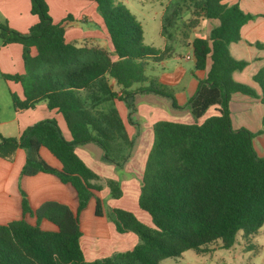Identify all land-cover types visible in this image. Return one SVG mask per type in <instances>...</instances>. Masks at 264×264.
<instances>
[{"label":"trees","instance_id":"16d2710c","mask_svg":"<svg viewBox=\"0 0 264 264\" xmlns=\"http://www.w3.org/2000/svg\"><path fill=\"white\" fill-rule=\"evenodd\" d=\"M90 1L103 20L112 52L66 41L65 25L73 16L68 13L54 22L47 0H30V13L38 20L24 32L6 20L0 22V45L16 42L22 46L24 72L2 73L4 79L20 82L23 89L22 98L10 91L12 106L26 109L44 102L61 113L71 135L70 139L64 137L54 117L40 119L26 126L19 136L0 133V157L11 160L16 149L22 148V175L52 173L70 183L77 196L74 212L53 200L32 209L23 194L22 213L34 215L36 221L30 223L22 216L0 223V264H161L162 259L188 249L206 253L213 243L229 249L238 234L244 243L252 245L249 240L264 224V155H258L253 147L255 132L232 127L229 100L232 93L241 92L264 104V66L252 76L260 87L257 93L249 84L233 78V71L243 69L248 62L234 58L228 46L241 39V26L254 15L237 3L186 0L191 13L187 26L194 28L202 19L217 23L208 35L195 36L186 43L192 48L194 68L205 70L183 105L193 121L159 119L152 124V142L137 198L139 208L151 218L147 224L131 210L104 206L94 194L102 188L100 177L75 147L94 142L102 149L104 161L123 167L131 156L134 138L113 101L124 103L127 119L136 127V94L155 93L169 98L172 106L182 107L167 85L152 81L142 84L147 65L161 62L171 52L143 41L141 23L124 4ZM179 9L177 6L175 13ZM211 106H216L217 113L199 122ZM41 146L58 159L60 167L42 158ZM105 183L111 197L121 195L118 180L108 178ZM92 197L95 215L105 213L118 232L136 234L132 248L85 259L78 214ZM41 219L49 220L56 229L40 227Z\"/></svg>","mask_w":264,"mask_h":264},{"label":"crops","instance_id":"0c3cea01","mask_svg":"<svg viewBox=\"0 0 264 264\" xmlns=\"http://www.w3.org/2000/svg\"><path fill=\"white\" fill-rule=\"evenodd\" d=\"M223 1L228 5L237 3L244 12L254 15L241 26V39L229 43L228 48L234 58L243 59L248 62L243 69L233 71V78L236 81L249 84L257 93H260V87L252 79V76L259 68L264 66V0ZM47 3L54 22L61 21L68 13L73 16V19L67 21L65 25L66 41L78 45H96L112 52L113 49L106 28L101 16L95 12L96 8L93 1L47 0ZM0 14L5 18L4 20L7 21L9 26L23 32L38 20L35 14L30 13V0H0ZM204 21H206V35H208L210 28L215 25L217 21L202 19L199 25ZM93 22L96 25L95 27L93 26ZM190 40L191 38L186 37L184 43L186 44L190 42ZM257 43L263 45L258 47ZM35 52L36 50L33 47L32 53L34 54ZM111 56H113L112 59L115 58L114 54H111ZM186 57L190 58L191 56L187 55ZM192 61L194 65L193 57ZM3 72H24L22 46L20 43L13 42L0 46L1 76ZM201 72L202 75L199 78L205 76V70H201ZM182 78L183 73L176 75L174 73L173 81L161 79L160 82L171 88L174 96H176L174 93V86H176V89L177 86L178 89L183 87V85L179 86V82ZM5 81L10 91L15 92L21 98L23 97V89L20 82L6 79ZM110 81L114 83L113 79ZM142 94L157 96H154L151 100L149 99L146 103L136 105L138 110L136 114L139 115L138 113L144 112L149 120L146 124V129H139L141 131L139 136H152V124L159 119L181 121L182 117L177 112V108L179 107L172 106L169 98L155 93ZM158 96L165 97V103H162L163 100H159L162 98H157ZM113 105L117 108L122 117L128 134L132 136L130 131L132 125L125 121L127 119V109L124 103L115 99ZM13 109V117H9L7 121H16L18 136L26 126L40 119L54 117L64 137L66 139L71 138L61 113L55 109H49L44 102H39L33 107L26 109H15L14 107ZM229 109L232 127L235 129L245 127L255 132L253 147L258 155H264V124L262 123L264 104L257 97L241 92H234L231 94L229 100ZM170 110L178 114L177 117L175 116V119L174 117L171 118L167 113V111ZM215 113H217L216 106H211L198 121L201 122L205 117ZM184 114L189 116L187 122L193 121L187 108H185ZM75 151L100 177L99 182L102 184V188L100 191L94 192L95 196L101 198L103 202L104 199H106L107 206L131 210L140 220L147 224H151V218L148 213L142 209L141 211L143 212L136 209V193L139 195L140 178L145 161L141 168L138 167L136 169V161L133 160L134 157H136V153H134V157L129 159L123 167H116L114 164L102 159V149L94 142H86L82 145H78L75 147ZM39 153L50 165L57 168L60 167L58 159L52 155L46 147L41 146ZM24 161L25 152L22 148L16 149L14 157L11 160L0 157V223H6L22 216L30 223H35L36 217L34 215L22 213L21 200L23 194L32 209L37 208L45 201L53 200L66 204L72 211H76V190L70 183H64L56 175L47 172H38L29 176L22 175L21 168ZM108 178L119 181L122 193L118 198L108 196L109 187L105 183ZM94 200L93 197L90 198L88 204L78 214L81 230L80 245L85 259L93 260L110 255L116 251L132 248L138 239L136 234L131 231L123 233L118 232L114 223L107 218L105 213L102 215H95ZM39 225L44 229H56V226L47 219H41ZM234 246L235 244L232 248ZM209 248L210 251L206 253H195L199 255H211L215 249L212 246ZM183 253H185V251L179 256L166 257L161 260V264H181L179 258L183 256ZM186 264L191 263L188 262Z\"/></svg>","mask_w":264,"mask_h":264},{"label":"rangeland","instance_id":"374dc122","mask_svg":"<svg viewBox=\"0 0 264 264\" xmlns=\"http://www.w3.org/2000/svg\"><path fill=\"white\" fill-rule=\"evenodd\" d=\"M124 4L141 23L143 29V41L155 49L163 50L168 48L171 55L166 56L161 62H150L145 68L146 80L142 82L143 85H148L150 82H155L158 85L164 86L160 80L173 81L174 73H183V78L179 82V86L183 87L176 89L174 86V93L178 103L182 106L177 108L178 114L182 117L181 121L188 120V115H185V107L183 106L189 95L194 92L197 85V78L202 75L201 70L194 68L192 61V48L190 43L185 44L184 35L188 38L195 36L206 35V21L200 25L192 28L187 26V21L191 17L190 9L185 5L186 0H116ZM179 6L180 9L175 13V8ZM96 14L98 12L95 10ZM4 17L0 14V22H4ZM93 26L96 25L93 22ZM190 40V41H191ZM1 46V45H0ZM96 46V45H95ZM190 55V58L186 56ZM113 57V56H111ZM7 73V72H3ZM23 73V72H22ZM152 94H136V104H143L146 101L154 98ZM162 98V103H165V97ZM110 102V101H109ZM180 109V110H179ZM13 106L10 95V90L5 79L0 75V133L4 136H18L17 123L14 120L7 121L8 118L13 117ZM138 111V110H137ZM137 113V112H136ZM172 118L176 114L173 111H167ZM135 114L138 122L136 125L129 123L128 119L125 121L132 125L131 133L134 138V146L129 159L134 157L136 161V169L142 167L149 151L152 136H139L140 130L146 129L148 117L142 113ZM173 115V116H171ZM129 161V160H128ZM127 161V162H128ZM126 162V163H127ZM109 197H111L108 194ZM136 193V209H141L137 205ZM104 206H107L106 199H104ZM143 212V211H141ZM145 214V213H144ZM249 244L243 242L241 235H237L235 246L231 249L220 248L218 243H213L211 246L215 249L211 255H199L193 249H188L179 258L181 264H264V224L260 227ZM252 246V247H249ZM218 247V248H217ZM217 248V249H216Z\"/></svg>","mask_w":264,"mask_h":264}]
</instances>
